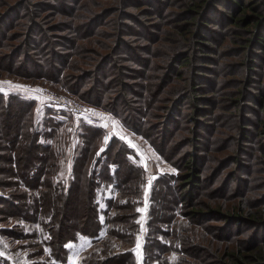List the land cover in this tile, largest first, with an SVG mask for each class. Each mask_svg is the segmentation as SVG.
<instances>
[{
	"label": "trees",
	"instance_id": "1",
	"mask_svg": "<svg viewBox=\"0 0 264 264\" xmlns=\"http://www.w3.org/2000/svg\"><path fill=\"white\" fill-rule=\"evenodd\" d=\"M2 1L8 5L3 12H0V73L12 74L28 80L41 79L57 84L86 103L108 110L121 120L127 130L144 138L156 153L174 166L177 173H169L166 177H155L151 182L147 195V213L140 231L137 222L139 216L137 207L140 205L142 186L147 175L143 166L136 162L137 157L133 150L122 138L111 136L107 144L99 151L105 132L93 120L79 123L65 130L64 123L57 120L58 112L47 107L45 108L47 117L39 122L42 126L39 127L33 119L34 98L24 97L19 93L5 95L0 92V189L3 191L0 194V216L16 218L26 224L40 227L43 238L41 241L37 239V242L43 248L45 258L50 264H65L68 256L66 246L69 242H75L79 236L91 239L94 249L89 255L82 257L78 264H135L133 244L138 234L142 236L140 244L143 264H152L157 261L156 249L162 254L174 248L178 249L174 243L176 241L175 231L167 234L166 229L176 226V223L172 224L175 214H179V210L182 212L183 208L189 206L188 216L193 223H196L197 219H201L202 223L219 220L226 228L223 230L224 234H221L223 236L216 235L218 240L225 241V244L221 246L213 245L210 239L203 236L200 238V243L193 244L187 238L178 242L179 245L185 247L186 251H190V254L193 250L201 248L199 251H203V255L186 254L192 259L193 264H209V260L216 264H264V243L254 241L247 246L249 243L242 241L249 239L233 240L228 229L231 224L237 229L242 224L253 229L260 225L264 226V206L260 211L251 208L259 202L258 198L253 196L255 192L248 189L249 193L246 194L247 184H245L244 188L241 187V193L221 196L213 192L212 195L207 196L209 186L206 182V188L198 194L204 181L201 172L204 167L200 162L201 159L198 162L195 154L189 152L180 157L178 164L175 162L177 150L181 145L189 143L192 148H196L194 144L198 143L199 139L192 137L193 131L188 129V133L190 131L191 134H185L186 136L181 141L177 140L176 135L179 134V130L184 129L182 125L180 128H174L176 113L180 112V107L177 104V97L165 102L167 98L164 95H167L169 90H165L164 86L170 85L184 90L177 96L183 97L182 101L189 100L193 111L199 112L203 109L197 103L208 100L202 98V93H200L204 87L201 81H206L204 77L207 76L195 74L194 79L198 81L197 83L187 81L184 84L181 78L170 80L168 78L172 62L186 66L191 60V57L183 54L185 51L182 50L189 43L198 51L194 59L200 63L198 67L201 70L199 71L207 73L210 64H217V66L221 64L215 59L217 54V49L213 46L216 43L215 40L212 42L203 31L207 29V24L211 23L208 17L215 2L209 5L206 3L207 0H184V2L169 0V5L177 10V14L172 12L171 15L175 20L169 23H167L168 20L158 17V15L162 16L158 6L151 13L147 6L149 0H128L129 4L126 2L124 7L119 2L117 10L114 7L103 6L106 1L73 0L79 2L74 10H71V15L63 9L67 6L66 3L61 2L59 17L65 19L62 20L63 22H67L68 18L69 25L72 26L71 36L82 41L80 48L76 45L70 47L68 51L72 55L65 57L62 56V52H59L62 46L57 44L58 40L51 36L52 34L47 37L41 36L37 30L40 21L45 22V29H47L46 26L49 28L55 25L47 24L44 14H41L42 5L34 7L36 1L29 2V0H27L28 4L26 1L17 4L16 0H13L16 2L12 4L9 3L10 0H0V4ZM256 1L264 8L263 0ZM229 2V6L233 4V11L227 9L224 16L229 24L238 28L233 30L238 36L233 41L234 46L244 53L250 52L249 56L244 55L243 62L238 63L245 70L242 84L244 86L246 83L253 82V71L256 69L253 51L259 49L264 53V15L245 17L243 12L249 8L247 5L239 0H229ZM248 2L253 3L251 0ZM15 5L17 6L14 8L15 12L4 15ZM126 7L134 10V14L122 10ZM80 9H82L79 16L81 18H77L76 13ZM184 12L191 13L192 17L184 18ZM115 14L117 17L122 15L129 19L132 25L119 18L117 21L116 16H114L115 20L113 18L109 20L108 17H113L112 15ZM151 15L154 16L156 26L164 27V29L161 27L160 33L156 36H153L150 30L147 31L146 28L149 29V27L140 20L141 17L146 20ZM11 17L13 19H10ZM197 17L201 21L198 24L194 23ZM78 19L79 22L75 24V20ZM9 21L12 27L7 28L6 22ZM122 27L134 30H124L121 29ZM142 30L146 37L142 39L144 45L140 48L149 51V59L154 54L158 58L166 57L168 61L164 67L161 62H157L150 74L144 75L145 84L137 83L139 91L136 95L140 97V100L139 104L133 107L127 101L132 90L129 87L130 84L123 79V74L119 71L121 69L116 66L118 56L115 53L116 51L120 53L118 49L126 48L129 50V54H125L126 58L132 56L134 60L142 61L140 54L136 51V54L133 53L136 46L128 45L133 40L124 43L121 37L123 34H128L131 39H136ZM16 34H19L20 41L16 40V36L14 37ZM112 36L114 44L111 45L108 41ZM225 37V35L221 36L222 39ZM11 38L17 41L16 44L12 45V42L9 44ZM154 44L156 48H152ZM159 44L162 45L159 46ZM217 45L220 44L217 43ZM83 49H88L89 51H86L89 55L92 53L94 55H83ZM231 64L226 62L219 67V71L217 68L215 72L219 73ZM159 67H162L164 71L158 72ZM168 68L169 73L167 74ZM237 73L234 70L231 75L236 76ZM227 74L228 72L225 75ZM175 75L182 77L178 68L175 69ZM234 81V78L227 80L224 78L220 81V85L227 87L228 83L229 86L234 85ZM246 86L235 88L234 92L226 91L221 98L228 101V106L231 103L238 105L239 117L236 124L242 136L241 139L245 141L248 139L246 125H249V119L245 115L247 106L241 101H245L243 94ZM217 87L218 83L214 85L215 89ZM205 91L213 93L211 87ZM144 94L147 95L143 96ZM255 97L254 103L257 106L251 107L257 112H263L264 95L258 91L257 98ZM209 103L212 105L210 100ZM223 103L217 112L224 115L225 121L226 117L231 114H228L226 109L228 106ZM248 109L247 113H251L250 106ZM59 114L64 116L66 113ZM192 119L196 123V119ZM241 119L243 122L239 123ZM163 121L166 126L165 130L159 124ZM262 121L258 124H261L259 126L261 128L256 134L264 136V118ZM228 126H223L224 130L221 129L220 132L230 131L232 128L230 126L227 128ZM161 133H164L163 136ZM230 134L231 132L228 135ZM74 139L76 142L71 147V153L67 152L70 148V140ZM239 147H236L226 159L231 161L235 167L241 165L240 153L244 151L242 144ZM256 149L259 150V154L255 157V161L260 166H258L259 169L254 170L255 176L252 179L257 178L258 185H261L264 181L259 179L258 173L264 172V142L262 146L258 144ZM68 157L71 160L70 172L65 178L59 176V173L64 165L62 161L67 160ZM101 187L109 188L115 194L106 199L103 211L99 209L97 200L98 190ZM199 195L200 199L206 200L199 202L197 200ZM261 196L264 198V192ZM216 197L221 200L214 202ZM101 214L103 220H101ZM209 228L210 226H207L203 229L209 230ZM18 229L19 232L9 233L21 239L32 237L31 234L24 233V229L20 227ZM101 234H104L103 238H100ZM2 235L0 229V237ZM159 235L173 240L169 244L164 241L160 243ZM101 240H103L102 246L99 247L98 242ZM116 241L118 244L114 243ZM230 244H233V247L228 248ZM219 247L223 249L221 253H218ZM115 248L121 250H115ZM5 249L7 248L1 241L0 264H12L8 258L3 256L5 252L11 253Z\"/></svg>",
	"mask_w": 264,
	"mask_h": 264
},
{
	"label": "rangeland",
	"instance_id": "2",
	"mask_svg": "<svg viewBox=\"0 0 264 264\" xmlns=\"http://www.w3.org/2000/svg\"><path fill=\"white\" fill-rule=\"evenodd\" d=\"M17 4H22L25 1L28 4L27 0H16ZM16 1L10 0L9 3H14ZM36 1L34 4V7H40L41 5L43 6L41 14H44V18L47 22V24H55L54 27H47L45 29L44 21H40L39 28L37 29L40 33L41 36L47 37V35L52 34L56 40H58L57 44H60L62 46L61 50L59 52H62L65 57H70L72 53L68 51L70 47H73L76 45L78 48L82 45V41H78L74 39L71 36V28L72 26L69 25V21L67 18L66 21L64 18L61 19L58 15L61 9V2L66 3V7L63 8L64 11L67 14L71 15V10H74V7L76 4L79 2L73 1V0H29V2ZM101 1H106V3L103 5L105 7H114L115 10L119 9V2L122 7L126 6V2L129 4L128 0H101ZM199 1V0H196ZM234 1V0H232ZM243 4L247 5L249 8H247L246 12H243L245 17H250L253 15H264V8L256 1V0H251L253 3H249L248 1L250 0H239ZM264 1V0H263ZM184 2V0H182ZM214 3L213 9L210 10L209 14V21L211 23L207 24V29H202L204 33H206V37L212 40V42L215 40V44H213L214 48L217 49V54L215 56V59L218 62H221L220 65L217 66V64H210V69L209 71L203 72L199 71L201 70L198 65L200 64L198 60L194 59L198 55V51L195 49V46H191V44H187V47H184L182 50L185 51L183 54H187L189 57H191V60L184 65H179L178 63H173L172 66L170 67V77L168 78L169 80L171 78H181L183 84L194 81L198 82L194 77L196 76L195 74H204L207 77H204L206 81L202 82V88L203 91L202 93V98H206L208 100H202L201 102H198V106H201L203 109L199 112H196L195 110L193 111V106L190 104L189 100L182 101L183 97L177 96L179 93H182L184 90H181L180 88L177 87H172L170 85H165L164 88L165 90H169L167 95H164L166 99L165 102L170 101L172 98L177 97V104L180 107V112L176 113V125L174 128L182 125L184 129L179 130V134L176 135L177 140L181 141L184 136L190 135V131L188 133V129L193 131L192 137H195L199 139L198 143H195L196 148H192L189 143L187 145H181L180 149L177 150V156L175 157V162L176 164L179 163L180 157L182 155H186L189 152L194 153L196 156V159L199 160L201 159V163L204 167L202 169V177L204 179L202 183V189H200V192L198 190V194L201 193L205 188H206V182H208L209 186V191L208 195H212L213 192L216 194H219L221 196H224V194H237L241 193V187H245L246 194L249 193V190H253L255 193L253 194L254 197H257L259 202L255 203L253 207L257 209V211H260V209L264 206V198L263 196L260 197V195L264 192V182L261 185H258L259 180L256 178L252 179L253 176H255L254 170L256 168L259 169L258 163L255 161V157L258 156L259 150H257V145L258 144H263L264 142V136L258 135L259 133L256 134L257 130L260 129L259 123H262V118H264V111L263 112H257L255 108L251 106H257L254 101V96L257 98V93L258 91L264 95V53L261 50H254L253 51V60L254 64L256 66V69L253 71V82L252 83H246V88L244 89V94L243 98L245 101H241V103L245 102L247 109H245V115L249 119V125L247 126V134H248V139L242 140L241 135L239 132V129L237 127V119L239 117V111H237L238 105H234V103L229 104L228 106V101L222 100L221 98L227 91H233L235 88L238 87H244L243 81H244V74L245 70L244 67L238 65V63L243 62L244 55L249 56L250 52L247 51L244 53L243 51H240L234 46L233 41L236 40L237 35L233 32L235 28L232 24H229L227 19L225 18V12L227 11H233L232 7L229 6L230 2L229 0H207V4H212ZM8 4L6 2H3L0 4V12H3L5 10V7ZM150 8L151 13H153V10L160 8L162 12V16H159V18H162L164 20H168L167 23H169L172 20L173 17L172 12L176 13L177 10L173 9L174 6L169 5V0H149L148 5ZM169 6V7H168ZM17 6L15 5L12 9L8 10L5 12L4 15L10 14L11 12H15L14 8ZM146 10V6L144 7ZM80 11H78L77 18H81L80 16ZM122 10H125L129 12L130 14H134V10L126 7ZM149 11V10H148ZM149 11V12H150ZM44 12V13H43ZM75 12V11H74ZM170 12V13H169ZM207 12V11H205ZM177 14V13H176ZM205 14V13H204ZM113 17H108L109 20L113 18L115 20V17H117V14L112 15ZM145 16V15H141ZM148 16V14L146 15ZM184 18H188L189 16L192 17V14L189 13L187 14L186 12L183 13ZM154 16H149L148 19L143 20L141 18L140 20L144 22L149 29L146 28V30H150L151 34L153 36H156L157 34L160 33L161 27L164 29L162 25L156 26V21L153 19ZM119 20L126 22L127 24H131L132 22L124 18V16L119 15L117 17V21ZM129 18V17H128ZM10 19H13L11 17ZM170 19V20H169ZM79 22L78 20H75V24ZM190 22H193V20H190ZM200 18L198 17L195 19L194 23L198 24L200 23ZM4 21L2 22V24ZM63 24V25H62ZM7 28L8 26L12 27L10 25V21L6 22ZM167 25V24H166ZM194 26V24H189ZM122 26H125L122 24ZM130 26V25H129ZM121 27V24H120ZM198 27V25H197ZM121 29H127L125 27H122ZM10 30V29H6ZM127 30L133 31V28H128ZM1 32V31H0ZM53 32V33H50ZM239 32L241 35L243 34L240 31ZM139 35L136 36V39H131V37L128 36V34H123L121 37L123 38L124 43H128L130 41V44L128 45H134L136 46L133 50V53L135 51L137 54H140V57L142 58V61L139 59H133L132 56L129 58H126L125 54H129V50L125 49H118L120 53H117L116 51V56L117 57V62L116 66L121 74H123V79L128 82L129 87L132 90V94L129 95L127 98V101L129 105L136 107L139 104L140 97H137V92L139 91L137 87L138 82H142L145 84L144 80V75L150 74L152 68L155 67L157 62H161L163 67L166 65V62L168 59L165 58H158L154 54L149 59V51H145L141 46L144 45V39L146 37V34L144 33V30H142ZM21 35V34H20ZM222 35H225L226 37L224 39L221 38ZM16 36V40L20 41L19 34L14 35ZM13 37V38H14ZM68 37V38H65ZM13 38L9 40V44L12 45L16 44L17 41H15ZM73 39V40H72ZM113 36L111 37V40L108 41L109 44H114L113 41ZM119 43V42H118ZM220 44V45H217ZM84 44V43H83ZM156 44V43H155ZM152 45V48H156V46ZM212 44V43H211ZM162 44H159L161 46ZM138 46V47H137ZM211 46H209L210 48ZM131 48V47H130ZM262 48V47H258ZM214 49V50H215ZM86 50L88 49H83L82 54H88L87 56H92L94 55L93 53L89 55V52ZM213 50V49H212ZM89 51V50H88ZM256 52V53H255ZM136 54V53H135ZM131 55V53H130ZM75 58V57H74ZM95 58V57H93ZM153 58V59H152ZM94 60V59H93ZM97 60V58L95 59ZM232 63L229 67L227 66L223 71H220L219 73L215 72L218 68V71L220 70L219 67L223 66L224 63ZM237 62V64H236ZM121 65V66H118ZM153 66V67H152ZM178 68V72L182 75V77H178L175 75V69ZM88 70V69H87ZM163 69L162 67H159L157 69L158 72H161ZM236 70L238 73L236 76H232L231 74L233 71ZM164 71V70H163ZM225 71V73H224ZM90 72V70L88 71ZM226 72H228L227 75ZM167 74L169 73V68L167 69ZM0 92L3 94H9V93H19L22 96H27L29 98H34L35 100V107H34V115L33 119L34 121L39 125V127H42L39 122L42 120L46 119L47 111L45 108L50 107L56 110L58 112L57 115V120H61L64 125V129L68 130L73 128L74 126L79 125V123L83 122H88V120H93L98 124L101 128L105 127L104 132L105 135L102 137V143L100 144V149H102L103 146H105L110 139L111 136L115 135L117 137L122 138V140L133 150L135 153L137 159L136 162L143 166V168L146 170V181L142 186V196L139 201L140 205L137 207V210L139 212V216L137 218V222L139 224V229L141 231L143 227V223L145 220V216L147 213V208H148V200H147V195L150 191V185L151 182L155 177H166L167 174L169 173H177L175 171V168L172 164L168 163L165 159H163L158 153L154 151V149L149 145V143L142 138L139 135H136L132 133L131 131L127 130L121 123V120L117 118L115 115L112 113H109L108 110L97 107L92 104L86 103L84 100L80 99L78 96L73 95L71 93L66 92L63 88H61L57 84H52L49 83L45 80H28L22 77H18L12 74H6V73H0ZM96 76V75H95ZM198 77V76H197ZM228 79V78H234L235 83L234 85H230L229 83L227 84V87L224 85L223 87L220 85V81L222 79ZM218 82H217V81ZM181 82V81H179ZM260 82V84H258ZM170 83V82H169ZM218 83V87L215 89L214 85ZM223 83V82H222ZM29 87H39L42 89H47L49 92L58 94V95H65L68 97H73L76 100L85 102L86 104L92 106L95 108L94 113H85V114H79V113H74L71 112L70 110H67L65 108H61L60 106H56L52 103L47 102L44 98H40L39 96H35L32 94V92L29 91ZM212 88L213 93H206L205 90H209V88ZM163 92V91H162ZM188 93V92H187ZM187 93H185L187 95ZM147 95V94H146ZM145 94L143 96H146ZM245 95V97H244ZM31 96V97H30ZM242 98V99H243ZM182 102H181V101ZM212 103L210 105L209 103ZM208 101V102H207ZM225 102V103H223ZM225 104V106H228L226 109L228 111V114H231L230 116L226 117L225 121L221 113H218L217 110L220 108V106ZM52 104V105H51ZM251 109V113H247V111ZM244 110V108H242ZM148 110H146L147 112ZM66 113L64 116L60 115L59 113ZM193 114V115H192ZM144 116V115H143ZM145 117V116H144ZM190 118V119H189ZM196 119V123L192 121L193 119ZM243 120L241 119L239 123H242ZM162 125V129L165 130L166 126L164 125V121L162 123H159ZM230 126L232 129L230 131H226L224 133H221L220 130L223 129V126ZM103 126V127H102ZM229 126L227 128H229ZM61 127V128H63ZM161 129V127H159ZM226 128V129H227ZM161 129V130H162ZM163 130L161 132H163ZM170 130V129H168ZM177 130V129H176ZM231 132L230 135H228ZM260 132V131H259ZM158 133V132H157ZM164 133H161V136H163ZM186 134V135H185ZM164 140V137H163ZM76 142V140H70V148H68L67 152L71 153V147L72 145ZM241 142L242 144V151L240 153V161L241 165L236 166L228 159L227 156L232 154L233 150L238 147L240 148V144L238 143ZM246 144V145H243ZM238 145V146H237ZM215 148V149H214ZM210 149V150H209ZM99 151L97 153H99ZM179 158V160H178ZM70 158L68 157L67 160L62 161V171L59 173V176L61 177H67L70 172ZM175 164V166H176ZM182 164V162H181ZM260 176L259 179L264 181V172L258 173ZM248 182V183H247ZM263 188V189H262ZM2 190L0 189V194H2ZM115 194L113 191H110L109 188H104L101 187L98 190V205L100 210H104L106 206V199L114 196ZM229 195V198H231ZM218 196V195H217ZM249 196V195H248ZM200 195L197 197V200L199 202L204 201L206 199L202 198L200 199ZM221 199L216 197V200L214 202H219ZM189 206H186L185 208L182 209V212L179 210V214H175V218L172 220V224L176 223V226L172 227H167L166 231L168 232L167 234H170L171 231H175L174 234V239L176 240L174 243L176 244V248L178 249H171L165 253H161L158 249L155 251L156 253V258L157 261H154L152 264H187V260H189V264H193L191 261L192 259L188 258L187 255H194L198 256L200 254L203 255V251H199L198 248L196 250H193V253L190 254V251H186L185 247L183 245H179L178 242L187 238L189 242H192L193 244L195 242H201L200 238L202 236L206 239H210L213 245H224L225 241L218 240L216 235H219V237L223 236L221 234L223 233V230H225V225L222 223V221L219 220H213L212 222L205 221L201 222V219H197L195 221L196 223H193L192 221L189 220L188 216V209ZM143 209L144 211H140ZM252 210V209H251ZM101 220H103V215L101 214ZM210 226L209 230H204L203 228ZM24 229V233L31 234L32 237L29 238H23L21 239L20 237H15L13 234H10L9 232H19L18 228ZM0 229L2 231V236L0 237V243L1 241L4 242V247H6L8 251L11 253H3V256L8 258L12 264H50L49 261L46 260V256L43 252V248L40 243L37 242V239L43 238L42 236V230L40 227H37L36 225H29L21 220H18L16 218H4L0 216ZM229 229V235L233 240H248V241H242L245 242L246 244L249 243L247 246H249L252 242L257 241V242H262L264 243V226L260 225L257 228L253 229L252 227H249L245 224L240 225V227L237 229L233 224L228 227ZM17 234V233H16ZM104 234H101L100 238H103ZM141 234H138L135 238V243L134 245V253H135V264H143L142 261V252H141V247L139 249V253L136 251V245H137V240H140L141 243ZM159 241L160 243L167 242L168 244L172 242L173 239H170L169 237H163L162 235H159ZM104 240V239H103ZM98 242L99 247L102 246V241ZM114 240V239H113ZM115 241V240H114ZM231 242V241H228ZM118 244V241L114 242ZM233 243V242H232ZM38 244V245H36ZM185 244V243H184ZM186 246V245H185ZM68 248V256L65 264H78L79 261L81 260L82 257L89 255L94 249V245H92L91 239L85 236H79L78 239L75 242H69L66 246ZM123 247H126L123 245ZM233 247V244H230L231 248ZM180 248V249H179ZM204 248V247H203ZM115 250H121L120 248H115ZM223 251L222 247H219V252L221 253ZM212 252V251H210ZM42 253V254H41ZM31 254V255H29ZM187 254V255H186ZM215 256V255H213ZM187 258V259H186ZM212 260V259H211ZM209 264H216V262H212L209 260Z\"/></svg>",
	"mask_w": 264,
	"mask_h": 264
},
{
	"label": "built area",
	"instance_id": "3",
	"mask_svg": "<svg viewBox=\"0 0 264 264\" xmlns=\"http://www.w3.org/2000/svg\"><path fill=\"white\" fill-rule=\"evenodd\" d=\"M28 89L33 95L44 98L47 102L70 110L71 112L79 114L94 113L95 108L86 104L85 102L76 100L73 97L71 98L65 95L54 94L49 92L47 89H42L39 87H29Z\"/></svg>",
	"mask_w": 264,
	"mask_h": 264
},
{
	"label": "snow or ice",
	"instance_id": "4",
	"mask_svg": "<svg viewBox=\"0 0 264 264\" xmlns=\"http://www.w3.org/2000/svg\"><path fill=\"white\" fill-rule=\"evenodd\" d=\"M140 211H144L143 209H141ZM141 247V244H140V240L138 239L137 240V245H136V251L139 253V249Z\"/></svg>",
	"mask_w": 264,
	"mask_h": 264
},
{
	"label": "crops",
	"instance_id": "5",
	"mask_svg": "<svg viewBox=\"0 0 264 264\" xmlns=\"http://www.w3.org/2000/svg\"><path fill=\"white\" fill-rule=\"evenodd\" d=\"M103 127V126H102ZM105 129V127H103V130Z\"/></svg>",
	"mask_w": 264,
	"mask_h": 264
}]
</instances>
